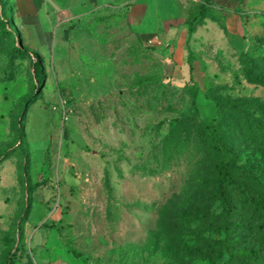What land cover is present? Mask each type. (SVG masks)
I'll list each match as a JSON object with an SVG mask.
<instances>
[{"label":"rangeland","instance_id":"374dc122","mask_svg":"<svg viewBox=\"0 0 264 264\" xmlns=\"http://www.w3.org/2000/svg\"><path fill=\"white\" fill-rule=\"evenodd\" d=\"M15 8L0 0V150H11L0 162V264L17 247L21 264L46 221L59 230L40 227L34 240L57 237L56 263L260 264L244 251L264 255V238L254 223L236 225L253 222L237 200V215L214 232L200 234L189 216L181 236L159 223L174 205L223 212L214 195L203 199L194 129L218 103L226 141L264 189V85L247 76L264 78V0H148L141 27L128 12L91 10L60 52L55 24L32 49ZM8 21L17 35H6ZM19 40L45 56L36 84L31 59L12 52ZM228 234L237 242L229 251L218 241ZM173 241L197 250L184 258Z\"/></svg>","mask_w":264,"mask_h":264},{"label":"trees","instance_id":"16d2710c","mask_svg":"<svg viewBox=\"0 0 264 264\" xmlns=\"http://www.w3.org/2000/svg\"><path fill=\"white\" fill-rule=\"evenodd\" d=\"M204 8L205 6L201 5V13H203ZM9 10L12 11V8ZM5 33L11 37L17 35L14 22L8 21L5 25ZM12 52L15 56L31 59L33 83L36 84V82L42 81L45 70V59L41 54L26 49L21 40L14 44ZM188 63L190 65V73L192 74V58L188 59ZM247 76L250 80L264 85L263 77H254L250 71L247 72ZM191 96L192 103L196 106L198 97L197 89L192 91ZM218 104L219 110L216 115L196 123L194 129L196 135L195 150L197 156L200 158L198 166L203 169L202 174L200 170L198 172V174H201L199 181L207 190L203 195V199H209L207 195H214L213 197H216L215 200L221 201L224 205L223 212L215 215L211 212V204L205 203L191 206L183 205L176 208L174 205L173 208L161 215L159 225L167 234L181 236L184 229L183 225L189 216L191 217L190 221L199 223L198 231L200 234L214 232L217 230L218 221H222L226 219V217L236 216L237 211H239L238 207L241 209L247 207L251 211L253 222H236V225H243L249 230L251 228V223H254L259 233L264 238V189L257 187L260 180L252 167L248 164H240L237 158L236 148L230 146L226 141L222 128V104ZM258 134L260 135V142L264 143V129H262V127L258 128ZM10 152V149L0 150V162L7 157ZM235 200L239 202L238 207L234 203ZM42 226L59 230V227L56 226L55 223L50 224L49 222H45ZM218 241L221 246L228 251L237 243L229 234L225 240ZM173 242L178 244V255H183L184 258L197 250L196 247L186 242L184 246L177 243V241ZM10 243H12V241H10ZM24 251L25 249L22 250L20 258L24 255ZM19 253V247H17L14 252L10 250L6 263L17 264ZM244 254H247L249 257H254L260 261V264H264V255L252 250H245ZM235 262L244 264L243 261H239L238 259H236Z\"/></svg>","mask_w":264,"mask_h":264},{"label":"crops","instance_id":"0c3cea01","mask_svg":"<svg viewBox=\"0 0 264 264\" xmlns=\"http://www.w3.org/2000/svg\"><path fill=\"white\" fill-rule=\"evenodd\" d=\"M16 7V15L27 33L31 36L32 49L38 50L39 43L49 42L53 35L46 32L47 26L54 24L58 34V51L62 49V39L72 31L69 30L71 23H74L84 13L95 9H113L118 13L128 12L131 23L135 26H143L149 15V10L145 8L148 0H11ZM53 3H52V2ZM52 3V4H51ZM61 37V38H60ZM69 37V36H68ZM43 58L45 56L40 53ZM48 222V221H46ZM45 223V222H44ZM35 224V223H34ZM43 224V223H42ZM42 224L30 233V240L27 244V251L24 253L21 264H24L25 257L35 249L33 255L34 264H70L69 262H55L58 239L53 238V234L45 233L35 241L37 233L43 227ZM41 227V228H40ZM59 233V232H58ZM52 235V237H50ZM58 235V234H57ZM35 241V242H34ZM30 250V251H29ZM36 256V258H35ZM29 264V262H25Z\"/></svg>","mask_w":264,"mask_h":264},{"label":"built area","instance_id":"2783aa9c","mask_svg":"<svg viewBox=\"0 0 264 264\" xmlns=\"http://www.w3.org/2000/svg\"><path fill=\"white\" fill-rule=\"evenodd\" d=\"M156 39H158V38H156Z\"/></svg>","mask_w":264,"mask_h":264},{"label":"water","instance_id":"95a60500","mask_svg":"<svg viewBox=\"0 0 264 264\" xmlns=\"http://www.w3.org/2000/svg\"><path fill=\"white\" fill-rule=\"evenodd\" d=\"M52 2V1H51ZM53 3V2H52Z\"/></svg>","mask_w":264,"mask_h":264}]
</instances>
